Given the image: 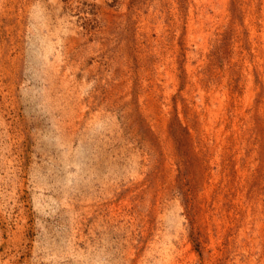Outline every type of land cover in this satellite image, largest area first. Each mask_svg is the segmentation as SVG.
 Listing matches in <instances>:
<instances>
[{
	"label": "rangeland",
	"instance_id": "1",
	"mask_svg": "<svg viewBox=\"0 0 264 264\" xmlns=\"http://www.w3.org/2000/svg\"><path fill=\"white\" fill-rule=\"evenodd\" d=\"M0 264H264V0H0Z\"/></svg>",
	"mask_w": 264,
	"mask_h": 264
}]
</instances>
